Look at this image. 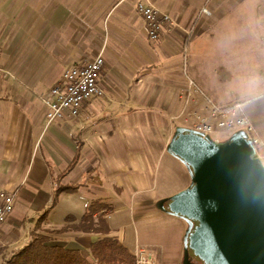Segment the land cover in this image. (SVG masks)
Listing matches in <instances>:
<instances>
[{"label":"crops","instance_id":"1","mask_svg":"<svg viewBox=\"0 0 264 264\" xmlns=\"http://www.w3.org/2000/svg\"><path fill=\"white\" fill-rule=\"evenodd\" d=\"M140 3L168 16L174 25L156 43L148 41L136 13ZM202 9L210 15H202ZM253 16L264 25V0H0V64L9 74L0 76V190L15 195L13 212L0 229V248L10 245L5 254L11 256L29 243L11 241L25 211L49 209L42 225L59 230L67 225L66 218L78 223L97 203L110 209L104 216L106 237L131 256H140V248L147 264H197L186 247L190 223L168 212L170 199L192 185L189 168L168 152L178 129L169 115L189 91L183 60L169 49L187 47L185 74L212 103H243L264 157V55L243 53L238 63L227 53L222 62L242 67L245 91L230 102L211 92L215 35L219 29L232 34L249 30ZM258 31L264 34L262 27ZM230 46L225 44L227 50ZM247 47L252 48L243 46V51ZM97 56L104 61L98 78L103 96L86 102L76 118L65 115L48 124L42 100L49 90L67 68ZM75 157L74 168L56 184ZM57 188L68 191L53 205ZM64 200L57 229L50 220ZM65 236L64 244L48 245L79 251L89 262V247L105 237Z\"/></svg>","mask_w":264,"mask_h":264},{"label":"water","instance_id":"2","mask_svg":"<svg viewBox=\"0 0 264 264\" xmlns=\"http://www.w3.org/2000/svg\"><path fill=\"white\" fill-rule=\"evenodd\" d=\"M168 152L192 175L168 204L191 225L187 250L202 264H264V166L243 136L216 145L178 128Z\"/></svg>","mask_w":264,"mask_h":264},{"label":"built area","instance_id":"3","mask_svg":"<svg viewBox=\"0 0 264 264\" xmlns=\"http://www.w3.org/2000/svg\"><path fill=\"white\" fill-rule=\"evenodd\" d=\"M136 13L144 23L147 38L151 43L158 42L163 31L171 30L174 26L168 16L161 14L149 4H138ZM201 14L210 15L206 9H202ZM190 35L191 33L188 32L186 37ZM169 51L183 57V59L187 53L186 46L182 47L180 51H174L172 48ZM103 66V58L97 56L93 60L67 68L63 72L61 80L49 90L48 96L42 100V104L46 109L45 117L48 124L62 120L65 115L76 118L86 102L103 96L102 91L98 87V78ZM1 75L9 77V74L0 64ZM188 88V98L192 96L191 92L198 91L195 84L191 81H188ZM199 97L198 101H196L198 109L196 110L195 124L192 127L181 126L178 128L191 131L216 145L222 143L210 138L215 130L228 132L232 136L240 134L251 147L253 151L252 157L264 166L258 151L257 140L254 137L253 126L243 115L240 106L220 107L212 103L204 95ZM180 118V116L177 117L178 120ZM14 201L15 195L13 193L0 190V229L13 212ZM137 253L140 256L134 257L136 264H147L146 260L141 259L143 251L140 248L137 249Z\"/></svg>","mask_w":264,"mask_h":264},{"label":"rangeland","instance_id":"4","mask_svg":"<svg viewBox=\"0 0 264 264\" xmlns=\"http://www.w3.org/2000/svg\"><path fill=\"white\" fill-rule=\"evenodd\" d=\"M245 25L247 26V24H245ZM236 26L242 27V24H239ZM249 27H250L249 30H246L243 32L242 29H240V30H238L239 33L237 32L234 34L226 33L225 29L224 30L219 29V32L215 35L216 39L214 40V42L218 45V49L216 51L217 58H216V64H214L211 68H213L215 70V73H216V76H215L216 81L213 83L216 87L214 86V88H212L211 92L214 90L216 91V94H217L219 101L230 102L231 99H233V101L237 100V97L239 95L243 94V92L245 91V87H244L245 83H243V81H242V73H241L242 67L240 65H238V66H227V65H225V63H223L222 61L226 60V54L230 53L231 57L234 58L236 60V62H238V63H241V56L243 53H248V52L252 53L253 52L254 55H256V53L257 54L261 53L262 55H264V46L262 45V42H261L264 34L262 32L259 33V31H258V28L262 27V29H263L264 25L260 27L258 17L253 16V18L251 19V22L249 24ZM226 43H229L231 45L230 49H228V50L225 47ZM247 45H250L252 48L247 47L248 49L246 48L245 51H243L242 47L247 46ZM186 52H187V47H186ZM181 58L183 60L182 63H183V69H184V76L183 77H184L185 81L187 82V86H188V81H191L192 83L195 84V87L198 91L194 92V93L191 92L192 96L189 98L187 97L189 91L180 96V98H179L180 107L177 110H174L169 115V121H170L171 125L173 127H175L176 129L178 127H181V126L192 127L195 124L196 113H197L196 110L198 109V106H196L197 105L196 101H198V99L200 98L199 96H201V95L206 96L207 95L206 92L201 87H199L193 81V79L191 77H188V75H187L188 73L185 74V69H186L185 63H186V59H187V53L184 56V59H183V57H181ZM200 68L205 69L206 67H200ZM252 68H255V67H252ZM187 70H189V69L187 68ZM202 76L206 77V74L205 75L203 74ZM189 78H191V79H189ZM203 84L205 85V84H209V83L203 82ZM242 104H243L242 102L238 101V103H236V102L232 103L227 107L240 106V109L242 110ZM220 107H222V106H220ZM242 113H243V111H242ZM178 116L181 117L180 120L177 119ZM253 130H254V128H253ZM254 133H255V130H254ZM231 136H232V134H230L228 132L215 130L213 135L210 136V138L212 140H217L218 142H221V143H226L231 138ZM254 137H255V135H254ZM257 145H258V141H257ZM258 151H259V149H258ZM259 154H260V156L262 158V162L264 164V157L261 154V151H259ZM46 207H48V208L50 207V202H47ZM65 208H66V204H65V200H64V201L60 202L59 209L51 217L50 223L53 224L54 226H57L56 227L57 229L62 226L61 217L65 213ZM48 210L49 209H45V210H43V209L42 210H40V209H35V210L33 209L32 210L31 209V210L25 211L21 225H18V227H14V230L11 233V235L13 236V239L11 238V241L15 242L14 245L17 244L19 246V245L25 244V240L30 241L31 235H33V232L46 235L48 237V240H49L47 244H53V243H55L54 241H58V243L64 244L66 241H68L65 239V237H66L65 235L72 233V231H68L69 233L66 232V233L61 234V235H53L55 237V238H53L52 235H49L48 233L45 234L46 232H50V230L51 231L53 230V228L52 229L51 228L44 229L45 226L42 225V223L45 220L40 224L39 228H37L36 225L34 226V224H32L36 220H39V218L42 215H44V213ZM66 226L67 225H64V226H62V228L66 227ZM53 231H57V230H53ZM14 237L16 238V241H15ZM17 238H18V240H17ZM19 240H20V242H19ZM5 245L6 246H4L3 248H0V255H1L0 256V264H2L4 261L8 260L11 257L9 251H8V253L5 254V251L8 250L10 245L9 246L7 244H5ZM11 248H12V246H11ZM3 252H4V254H3ZM194 259L197 262V264H202L200 261H198L197 258L194 257Z\"/></svg>","mask_w":264,"mask_h":264},{"label":"trees","instance_id":"5","mask_svg":"<svg viewBox=\"0 0 264 264\" xmlns=\"http://www.w3.org/2000/svg\"><path fill=\"white\" fill-rule=\"evenodd\" d=\"M76 157L66 171L56 179V184L74 168ZM66 191L68 189L64 188H57L54 191L53 205L57 197ZM108 212H110L109 208L95 203L87 209V212L78 223H75V220L69 217L65 219L66 227L45 233L53 236L72 231L105 236L89 247L91 262L85 260L79 251L66 250L60 246H49L47 244L49 240L46 235L33 234L25 247L13 253L2 264H136V259L125 248L119 245L116 240L106 237L109 234V228L104 216ZM45 217L46 215H42L39 218L36 224L37 228L45 220Z\"/></svg>","mask_w":264,"mask_h":264}]
</instances>
